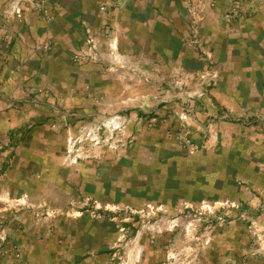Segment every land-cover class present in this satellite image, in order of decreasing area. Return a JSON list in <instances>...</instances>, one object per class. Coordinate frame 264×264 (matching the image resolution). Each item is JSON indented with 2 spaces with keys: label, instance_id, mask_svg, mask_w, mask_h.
Instances as JSON below:
<instances>
[{
  "label": "crops",
  "instance_id": "crops-1",
  "mask_svg": "<svg viewBox=\"0 0 264 264\" xmlns=\"http://www.w3.org/2000/svg\"><path fill=\"white\" fill-rule=\"evenodd\" d=\"M209 2L44 0L19 10L27 2L0 0V235L6 237L0 264H103L117 231L125 229L118 216L130 214L120 219L129 222L137 212L131 207L107 213L104 205L112 206L111 198L113 205L121 204L124 195L129 204L135 201L137 191H126L122 184L144 176L139 164L152 168L137 158L143 148L166 153L163 168L176 166L183 177H196L210 196L233 190L242 180L249 188L242 186L243 196L236 200L247 214L264 220V122L263 130L241 128L222 115L241 118L250 109L264 114L263 5L254 1L258 14L230 32L221 9ZM196 13L203 16L199 36L191 29ZM88 27L103 32L100 40L113 45L111 53L107 45L100 53L113 61V76L102 66L98 71H106L96 72L85 59ZM197 38L204 48L194 45ZM111 87L112 93L95 95L97 88ZM201 91L202 98L194 97ZM183 101H190L193 118L172 133L187 136L202 151L190 158L175 155L172 164L169 157L181 154L180 145L164 125L175 118L166 115L167 109L181 112ZM123 102L134 103L139 114L142 104H155L149 118L164 122L135 130L140 141L129 154L122 147H98L96 158L76 163L65 158V137L57 133L58 105L77 110L76 118L84 121L97 104H103L98 108L103 118L120 117ZM91 197L97 200L96 211L86 207Z\"/></svg>",
  "mask_w": 264,
  "mask_h": 264
},
{
  "label": "rangeland",
  "instance_id": "rangeland-1",
  "mask_svg": "<svg viewBox=\"0 0 264 264\" xmlns=\"http://www.w3.org/2000/svg\"><path fill=\"white\" fill-rule=\"evenodd\" d=\"M20 1L27 2L28 5L26 4V7H21L19 10H26L30 8L29 6L37 5L33 3L43 5L44 0H38L39 2ZM254 1L259 2V6L263 5L261 9H264V0H211L209 3L216 9H221L225 28L230 32H235L239 26L245 25L247 20L258 14ZM1 5L2 3H0V14ZM201 16L196 13L191 20V29L197 36L200 34L199 22L203 17ZM195 29L196 31H194ZM93 32L95 48H92L93 43L87 42L88 54H84V57L94 65L93 69L96 72L102 74L106 70L98 71V67L102 66L109 70L114 64L110 59L102 58L101 50L107 45L106 52L111 53L109 51L114 47L111 43H103L100 40V38H104L103 32L96 30ZM86 36V40H88V34ZM194 45L199 49L205 47L200 38L196 39ZM81 57L79 56L77 60H80ZM123 62L128 63V60ZM108 70L106 72L111 76L113 70ZM104 90L112 93L113 87L97 88L95 95L98 97L99 94H103ZM176 90L183 92L184 88H176ZM122 93H128V90L123 88ZM185 96L188 100L193 98H189L188 94ZM172 102L174 103L171 101L165 105ZM189 103L190 101H183L179 104L181 112L175 111L173 108L167 109L166 115L173 114L175 118L170 119L169 122L166 120L167 125H164V128L168 130L170 136H175L181 152V154H172L169 157L172 164H175L176 158L178 159L175 155L190 158L202 151L199 144L191 141L187 136H178L172 133V130H184V125L193 118L194 112H192ZM122 105L120 117L118 115L111 117L108 114L107 118H103L104 114L101 108L98 111L99 107L103 108V104L94 105L90 118L88 117L84 121L76 118L77 110L70 112L63 104L58 105L60 119L58 120L57 133L61 137H65V158H69L74 163L77 160L80 162L86 158H96L94 150L98 147L116 149L122 147V151L126 150L129 154L130 150L136 149L137 140L140 141L138 137L135 138V130L140 128L151 130L155 124L164 122L162 119L152 120L149 118L151 115L149 111L154 109L155 104H142L143 114L136 111L138 109L133 106L134 103L123 102ZM168 111H171V114ZM67 112L70 114L68 118ZM185 114H191L192 117L185 119ZM222 115L228 116L225 119L231 118L241 128L248 124L261 126L263 130L264 114L257 115L255 112L252 113L251 109L246 110L245 115L241 118L232 117L226 111L222 112ZM112 120L116 121L111 123ZM196 146L198 148L192 153V148ZM156 151L158 153H151L143 148L139 154L140 157L137 158L148 162V165L152 164V168L145 164L141 167L139 164V168L144 170V176L139 175L137 179L133 177L131 180L127 178L129 184L123 181V189L137 191L135 201L129 204V196L124 195L125 198L120 200L121 204L113 205L114 198L109 195V198L112 199V206L104 205L107 213L111 208H116L114 211L117 212H121L120 210L125 212L131 207L137 212L136 215H132L129 222L121 220L129 217L130 214L118 216V222L125 229L121 234L117 231L116 241L112 247L107 249L103 264H259V260H264V220L259 221L256 215L247 214L242 208L243 204L236 200L243 196L242 186L248 185L242 180L236 181L237 187L233 190L231 188L223 189L222 192L210 196L213 193L209 189H205L202 184L200 185L196 177H183L181 169L176 166H171L168 169L163 168L162 163L167 164L165 163L166 153L161 154L160 151ZM229 191H233L232 196L234 197ZM86 202V207L96 211L97 200L95 198H88ZM233 210L236 211V214H233ZM94 214L97 215V212ZM233 221L239 225L243 223L244 230L233 228L231 225ZM131 223L135 225H129ZM121 227L117 230H120ZM117 238L121 239L117 240ZM244 241L249 242V245L245 246ZM0 256L4 257L1 250ZM247 257L252 258L248 260Z\"/></svg>",
  "mask_w": 264,
  "mask_h": 264
},
{
  "label": "built area",
  "instance_id": "built-area-1",
  "mask_svg": "<svg viewBox=\"0 0 264 264\" xmlns=\"http://www.w3.org/2000/svg\"><path fill=\"white\" fill-rule=\"evenodd\" d=\"M32 1H33V2H39L38 0H32ZM35 4L39 5L38 3H35ZM100 9H101V11H104V10L106 9L105 5H102V6L100 7ZM194 31H196V29H195ZM93 33H94V32H93L92 28L88 27V29H87V34H88V40H87V42H88V43H93L92 48H95V45H96V44H95V37H94V34H93ZM199 45L202 46L201 43H199ZM204 95H205V91H201V92H199V93L196 94V97H198V98H202ZM192 97H193V96H190V95H189V98H192ZM194 97H195V96H194ZM188 117H192L191 114H189V115L185 114V115H184V118H185V119H187ZM225 117H228V116H225ZM113 122H115V121L112 120L111 123H113ZM98 129H100V128H98ZM193 147H194V146H193ZM197 148H198V146H196L195 148H192V150H191L192 153H193L194 150H196ZM5 240H6V237L0 235V250H1V251H3V249H1V247H2V244H3V242H4ZM15 256H16V257H19L20 254L17 253V254H15Z\"/></svg>",
  "mask_w": 264,
  "mask_h": 264
}]
</instances>
